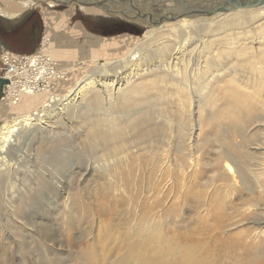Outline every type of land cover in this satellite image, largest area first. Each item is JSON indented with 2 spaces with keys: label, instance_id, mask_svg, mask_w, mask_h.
I'll return each mask as SVG.
<instances>
[{
  "label": "rangeland",
  "instance_id": "1",
  "mask_svg": "<svg viewBox=\"0 0 264 264\" xmlns=\"http://www.w3.org/2000/svg\"><path fill=\"white\" fill-rule=\"evenodd\" d=\"M5 1L19 2L21 0ZM49 2L51 0L31 1L32 8L29 11L32 15L34 13L39 18L42 35L35 49L28 53L40 52L41 46L44 44V48H49L47 55L54 60L58 73L65 69V66H62L65 65V62L74 65L70 70L73 74H71L69 81L63 83V78L58 76V79L57 76L55 77V81L58 80L60 82L57 81L58 88L56 87L55 93L60 96L72 91L77 82L83 79L96 65L103 62H112L115 58L123 56L125 51L129 49L130 41L134 37H142L146 32V29H141V23H132L130 21L132 18L126 17V10L124 9L125 13L122 11L123 8L121 6L126 7L127 5L125 0H115L114 2L116 3L111 11L104 10V14L116 22L115 28L107 32H101L96 28L98 25L99 27L106 25L103 19L97 20L95 16L80 11V8L86 6L101 8L95 5V1L82 0L83 3L74 1L75 3L72 4L62 3L56 6H49ZM88 2L92 4L87 5L86 3ZM71 6L75 8L74 13L66 21L60 18L59 21H56L57 23L50 25L49 22L52 20L47 21L45 19L46 14L49 13V15L58 13L64 16L63 13ZM247 8L252 9L255 7ZM240 9L242 10V8ZM240 9L217 13L205 19L217 24L223 21V18H228L226 17L228 14L231 16ZM144 13L147 14V12ZM199 17L201 16L183 18L195 20V18ZM166 22L168 21L162 22L163 24L154 23L153 25L161 26L166 24ZM0 23L6 24V30L11 25H20V22L6 19L2 16H0ZM76 24L81 27L83 25L80 28L81 33L79 32V36L80 38H88L86 42L90 46L85 42L81 47L78 45L62 46L58 42L60 41L61 32H64L66 37L75 38L77 42L78 36L72 33V31H75ZM153 25L151 27H155ZM92 36L99 37L98 42H89L93 38ZM43 38H45V42ZM97 43L105 45L104 51L97 47ZM8 51L17 53L5 49L0 44V78L5 75L6 68L3 58H6L7 61L8 55L3 56V54L8 53ZM63 51L69 54V59H65L64 62H62L65 56V54H62ZM81 51L83 54L85 52H88V54L84 56ZM59 61L60 63L58 64L57 62ZM246 63H242L241 66L236 64V68L227 64L224 72L228 74L234 69L235 73L232 75L239 76L244 81H247L249 71L245 68ZM8 75L7 78L11 77L12 73L8 71ZM226 78L229 79L230 77ZM246 89L247 86L244 90ZM173 94L175 95L167 94L164 99L162 97L157 98L161 102V108L157 109L154 106L149 110L146 109L140 116L135 115L137 111H134V109H132V112L128 108H122L119 105L113 107L111 112L117 118L116 122L122 126V129L120 134L117 132L116 139L111 138L108 142L104 141L107 134L102 135L104 137L93 136V130L97 124L92 122L96 117L94 118V115H92L93 118L88 116L90 112L92 114L103 113L108 103L106 105L101 104L98 108L94 103L92 105L89 103L84 104L76 110L74 117L63 115L59 120H56V118L51 120L50 126L44 123L23 132L18 141H16V145L11 150L9 148L8 154H6L8 155V163L14 164L6 169V161H0V264H160L161 260H156L152 256L149 245L144 247L143 243L140 242L145 231L138 234L140 225L143 223L142 219L146 217L142 210L144 209L143 206L151 204L148 197L152 195V192L148 189L147 176L151 172L150 166L152 163L149 161L152 160L154 162L153 159L155 160V158L151 159L149 156H152V152L159 150L160 146V150L165 148V143L169 136H173L177 140L173 142L171 148V165H173L171 168L173 173L169 178L161 179L162 187L168 184L166 189L173 194L174 191L172 190H174V187H176L175 189L179 188L176 185V180L183 175L178 166V157L181 153L178 151L176 143L183 135L182 127L187 125L190 128L191 125H194L199 130L196 129L195 131L193 144L196 146L195 150L199 148L201 151L198 154L200 153L205 171L201 180L205 181L215 178L218 173L223 172V165H225L222 161L223 159L217 158L219 152L217 149L222 140L216 133L221 128L222 123H224L220 122L221 119L218 121L217 118L225 117L228 111L226 107L228 104H224L219 109L208 106L205 107L206 109L202 108L200 112L199 108L201 105L193 103L192 112L197 111L198 113L194 115L192 120L188 118L187 113V118L183 122V119L179 116L181 112H179L178 95L176 93ZM45 96L44 93L38 92L37 99L33 100L34 102L27 108V105H24L25 108L22 106L26 98L23 102L20 100L17 104H12L2 99L0 101V122L12 120L13 117L20 116L21 112L31 113L34 109L40 107L42 102L48 100V97L46 96V98ZM23 97L27 96L24 94ZM192 102L194 101L189 102L188 105ZM218 102L220 103L221 101ZM88 104L90 107L87 106ZM221 109L225 110V112L221 111ZM130 116L134 119L132 122L127 121ZM55 120L59 122L53 123ZM92 124H95L94 127ZM102 125L105 124H101V127L104 128L105 126ZM258 125V123L252 122L248 124L250 137L258 130V137H252L245 145L251 153L257 152L256 149L259 146L257 143L259 141L256 138L263 137L264 130L261 131ZM214 126L217 129H214ZM236 140L240 141L239 138ZM122 150L126 151L127 154L129 153L128 162L120 163L118 160L110 165L106 164L107 160L119 159ZM176 154L177 156L175 157ZM256 154L255 159L259 156ZM253 158L251 163L255 164V159ZM104 159H107L106 162ZM146 163L148 164L146 165ZM129 164L136 167H132L135 172L133 171L134 176L131 177ZM246 175L250 184L253 183L250 186L254 185V176L250 173ZM235 178L240 185V178L237 175ZM132 182H134L133 187ZM151 188H153L152 184ZM246 192H244V197L249 194ZM12 197H14V205L17 207L16 210L13 209V214L9 213L10 211L8 210V202ZM250 197L248 196L247 198ZM130 198H134V200H130ZM194 198L196 197L187 198L184 204L176 199L179 206L172 205L168 211L164 207L165 210L161 211L160 214L155 213L159 226L163 227L166 233H169L167 235L175 234L177 239V237L183 236L187 230H198V226L201 224L197 220L201 210L198 211V207H202V205L200 201H196ZM143 199H146V201ZM209 200L205 213L207 210L212 213L216 211L219 213L220 209H214L217 205L211 199ZM173 201L174 199L170 200L169 203H173ZM233 204L239 207L241 198L235 199ZM230 207L231 205L227 202H225V207L222 206V209L225 208V215L226 213L231 214ZM231 215L233 216V214ZM156 217L152 219L155 220ZM25 220H29L31 226H21V222ZM150 222L154 223L151 219ZM237 225L239 227H228L224 232L223 237L228 243L238 240L240 230H244L245 233L254 229L264 230V224L259 217ZM182 233L183 235L179 236ZM187 238L196 240L200 236L192 233ZM259 238V236L255 237L253 241L255 239L257 241ZM177 241L182 244L185 243V239H177ZM226 254L223 255L225 257L221 258V263L235 264L240 261L239 259H243L240 257L242 254H239V252L237 255H235L236 253ZM261 254H264V247L255 249L253 253V255ZM228 255L231 257H228ZM226 257L228 258L226 259ZM163 258L169 260H164L166 263H177L180 259V254L178 252L172 255L167 253ZM229 258H232V261ZM236 258L239 259L236 260Z\"/></svg>",
  "mask_w": 264,
  "mask_h": 264
},
{
  "label": "bare ground",
  "instance_id": "2",
  "mask_svg": "<svg viewBox=\"0 0 264 264\" xmlns=\"http://www.w3.org/2000/svg\"><path fill=\"white\" fill-rule=\"evenodd\" d=\"M31 1L6 2L5 0H0V13L17 21L24 15L25 11L32 7ZM68 1L83 3L82 0H51L48 4L49 6H56ZM92 1H95V5L101 8L86 6L80 8V11L95 16L97 20L103 19L108 24V30L111 31L109 27L112 28L116 22L109 19L110 17L104 12L113 9V5L116 3L114 2L115 0ZM125 1L127 5L126 7L121 6L123 8L122 11L126 10V17L132 18L130 20L132 23H141V29H146L145 34L139 38L134 37L129 43V49L125 51L123 56L115 58L112 62H103L96 65L84 78L82 77L83 79L77 80V84L69 93L63 96L59 95V97L55 95L51 100L48 99L49 101L45 105H41L31 113L21 112L20 116H15L12 120L0 122V161H6V169L14 164L8 163V155L6 154H8L9 148L11 150L16 145V141H18L23 132L44 123L50 126L51 120L54 118L59 120L63 115L72 117L79 107L87 103L90 105L94 103L97 108L101 104L106 105L108 103L103 113H87L90 118H93L92 115H94V118L96 117L92 122L97 124L93 130V136L104 137L102 135L110 134L104 138V141L107 142L111 138H115L117 132L120 134L122 129V126L116 122L117 118L111 112L116 105L128 108L131 111L134 109V111H137L135 115L140 116L146 109L149 110L154 106L157 109L161 108V102L157 98L162 97L164 99L167 94L175 95L173 93H176L180 103L179 112L181 113L179 116L184 122L187 118V113L190 120L198 113L197 111L192 112L193 103L201 105L199 108L200 112L202 108L208 106L219 109L224 104H228L226 106L228 111L225 117H216L218 121L221 119V123L224 122L216 134L222 140L217 149L219 151L217 158L223 159L222 161L225 165H223V172L218 173L215 178L205 181L201 180L205 173L200 153L198 154L201 151L199 148L195 150L196 146L193 144L195 131L196 129L199 130L197 126L191 125L188 128L185 125V127H182L183 135L176 143L178 151L181 153L180 156L178 155L179 164H177L183 175L176 180V185L179 188L175 189L176 187H174V190H172L174 191L173 194L166 189L168 184L162 187L161 179L169 178L173 173L171 168V166L173 167L171 165V148L173 142L177 140L173 136H169L165 143V148L160 150V146L159 150L152 152V156L146 154L151 159L155 158V160L153 159L154 162L151 159L149 161L152 163L150 166L151 172L147 176L148 189L152 192V195L148 197L151 204L143 206L144 209L142 210L146 217L142 219L143 223L140 225L138 234L145 231L140 242L143 243L144 247L149 245L152 256L156 260H161L160 264H226L224 262L221 263V258L225 257L223 255H227L226 253H236L235 255H237L238 252L242 254L239 256L243 259L236 258V260L239 259L240 261L235 264H264V254L253 255L255 249L264 247L263 229L249 230L246 233L244 230H240L238 240L231 243H228L223 237L228 227L235 226L237 228L239 227L237 224L255 217H259L264 224V133L262 138H256L259 141L257 143L259 146L257 145L258 148L256 149L257 154L251 153L245 146L252 137H258V130L250 137L249 123H258L261 131L264 130V5L252 8L253 10L251 8H242V10L240 9L238 12L230 14L231 16L228 14L226 16L228 18H223V21L215 24L216 22L213 23L205 19L208 16L189 20L183 18L182 14L192 13L187 8L189 5L210 8L211 6L225 3L227 0H185L189 4H184V6L181 2L173 0ZM86 4L90 5L92 3L88 2ZM74 10L75 8L71 6L63 13L64 16L58 13L49 15V13L46 14L45 19L47 21L52 20L49 22L50 25L57 23L56 21H59L60 18L66 21L74 13ZM144 12H147V14ZM164 21L168 22L161 26L153 25L154 23L163 24L162 22ZM77 24L75 31H72L73 34L78 36L77 42L75 38L66 37L64 32H61L60 41L58 42L62 46L78 45L81 47L84 42L87 43L86 40L88 38H80L79 36L80 28L83 25L80 24L82 25L81 27ZM151 25L155 27H151ZM98 39L99 37L95 36L89 42H98ZM87 45L89 44L87 43ZM97 45L100 50L104 51L105 45L101 43H97ZM62 54H65L63 61L69 59V54L66 51H63ZM87 54L88 52H85L83 55ZM76 55L78 56V54ZM7 58L9 59V55ZM242 63H246L245 68L249 71L247 81H244L239 76L232 75L235 73L234 69L225 74L224 69L227 64L236 68V64L241 66ZM62 66H65V69L56 74L63 78L62 82L65 83L71 78L73 73L70 70L74 65L65 62V65ZM7 76L9 75L7 74ZM228 76L230 77L229 79L226 78ZM5 80L7 81V78ZM61 85L63 86V84ZM246 86L247 89L244 90ZM37 95L38 93L25 94L27 97H25L26 100L22 106L27 105V108L34 102L33 100L37 99ZM9 96V94L5 95L4 87V93L0 101L3 99L6 102H12ZM191 101L194 102L188 105ZM218 101L221 102L219 103ZM221 111L223 110L221 109ZM56 120L53 123L59 122ZM133 120L132 116H130L127 121L132 122ZM95 124H92V126L94 127ZM101 124H105L102 125L105 127H101ZM214 129L217 128L214 126ZM237 138L240 139L239 142L236 140ZM255 154L259 155L256 159ZM120 155L119 159L116 158L114 160L113 158V161H110L107 158V162L105 159L104 161L108 165L118 160L120 163L128 162L129 153L127 154L126 151L122 150ZM252 158L255 159V164L251 163ZM146 165L144 164V166ZM128 166L130 168V177L134 176L133 171L135 172V170L132 169L134 166L130 164ZM247 173L254 176V185L252 186L250 185L253 183L250 184ZM236 175L240 178V185L236 182ZM151 184L153 188H151ZM133 186L134 182H132ZM245 191L249 193L248 196H251L250 198H247L248 196L244 197ZM192 196L196 197L194 199L200 201L202 205V207H198V211L201 210L197 216V220L201 224L198 226V230H187L184 235L183 233L179 235L183 236L177 237V239H185V243L182 244L177 241L175 234L167 235L169 233H166L163 227L159 226L155 213L160 214L165 208L168 211L172 205L179 206L178 202L184 204L186 199ZM13 198L9 202L7 201L9 204L8 210L11 214H13V209L16 210L17 208L14 205L15 201ZM237 198H241L239 207L233 204ZM172 199H174L173 203H169ZM176 199H178V202ZM209 199L217 205L214 209H220L219 213L218 211L212 213L209 210L205 213V208L209 205ZM130 200H134V198H130ZM143 200L146 201V199ZM225 202L231 205L230 211H232L231 214L233 216L229 213L225 215V208L222 209V206L225 207ZM153 217H156V219L153 220ZM150 219L154 223L150 222ZM30 224L29 220L21 222L23 227H28ZM192 233H196L200 238L196 240L187 238ZM258 236L260 238L257 241L256 239L253 241ZM175 252L180 254L179 261L177 263H166L164 261L166 259L163 258L164 255L167 253L172 255ZM229 255L228 257H231ZM231 259L229 258V260Z\"/></svg>",
  "mask_w": 264,
  "mask_h": 264
},
{
  "label": "built area",
  "instance_id": "3",
  "mask_svg": "<svg viewBox=\"0 0 264 264\" xmlns=\"http://www.w3.org/2000/svg\"><path fill=\"white\" fill-rule=\"evenodd\" d=\"M43 39L45 42V38ZM44 46L42 44L40 52L32 54H18L10 51L3 54V56L9 55V59L6 61V58H3L6 70L5 75L1 78L6 79L8 71L12 73V76L7 78V84L5 85V95H10L12 104H17L24 94L42 92L49 100L55 95L59 97L55 93L58 83L55 81V77L58 69L54 60L47 55L49 48L46 49ZM49 100L45 101L43 105Z\"/></svg>",
  "mask_w": 264,
  "mask_h": 264
},
{
  "label": "flooded vegetation",
  "instance_id": "4",
  "mask_svg": "<svg viewBox=\"0 0 264 264\" xmlns=\"http://www.w3.org/2000/svg\"><path fill=\"white\" fill-rule=\"evenodd\" d=\"M31 8L25 11L24 15L17 20L20 22L24 18L22 23L16 29L8 31L5 27L6 24L3 25L0 23V44L2 47L17 53H28L33 46H36L39 43L42 35L41 23L39 18L34 13L33 15L30 13L29 10H31ZM0 15L6 19H10L1 13ZM105 24L106 25H102V27L100 26L101 28L98 25L96 27L97 30H100L101 32L109 31L107 27L108 24ZM114 28L115 26L112 28L109 27L111 30Z\"/></svg>",
  "mask_w": 264,
  "mask_h": 264
},
{
  "label": "water",
  "instance_id": "5",
  "mask_svg": "<svg viewBox=\"0 0 264 264\" xmlns=\"http://www.w3.org/2000/svg\"><path fill=\"white\" fill-rule=\"evenodd\" d=\"M173 1L181 2L183 6L184 4L186 5L189 4V2H186L185 0H173ZM71 3L73 2L72 1L63 2V4H71ZM262 5H264V0H227L225 3L218 4L217 6H211L210 8H206L204 6L195 7V6L189 5V7L187 8H189L192 13L182 14V15L183 17L212 16L214 14L228 12L230 10H237L240 8H247V7H259ZM22 21L23 19L20 21L19 24H21ZM18 26L19 25H11L8 27V30L16 29ZM6 84H7V81L5 79L0 78V99L3 96L4 87Z\"/></svg>",
  "mask_w": 264,
  "mask_h": 264
},
{
  "label": "crops",
  "instance_id": "6",
  "mask_svg": "<svg viewBox=\"0 0 264 264\" xmlns=\"http://www.w3.org/2000/svg\"><path fill=\"white\" fill-rule=\"evenodd\" d=\"M62 62H64V61H62ZM57 63L59 64V63H60V61H59V62H57ZM29 96H31V95H29ZM24 100H25V97H22V98H21V102H23ZM42 100H43V98H42ZM21 102H20V103H21ZM42 105H43V102H42Z\"/></svg>",
  "mask_w": 264,
  "mask_h": 264
},
{
  "label": "trees",
  "instance_id": "7",
  "mask_svg": "<svg viewBox=\"0 0 264 264\" xmlns=\"http://www.w3.org/2000/svg\"><path fill=\"white\" fill-rule=\"evenodd\" d=\"M35 47H36V46H33V47L29 50V52H32V51L35 49Z\"/></svg>",
  "mask_w": 264,
  "mask_h": 264
}]
</instances>
